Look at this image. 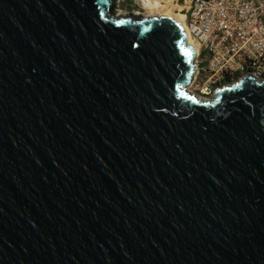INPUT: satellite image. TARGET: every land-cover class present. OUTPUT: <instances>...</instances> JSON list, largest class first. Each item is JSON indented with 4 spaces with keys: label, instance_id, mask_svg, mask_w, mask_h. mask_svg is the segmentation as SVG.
<instances>
[{
    "label": "water",
    "instance_id": "water-1",
    "mask_svg": "<svg viewBox=\"0 0 264 264\" xmlns=\"http://www.w3.org/2000/svg\"><path fill=\"white\" fill-rule=\"evenodd\" d=\"M111 6L0 0V264H264V81Z\"/></svg>",
    "mask_w": 264,
    "mask_h": 264
},
{
    "label": "built area",
    "instance_id": "built-area-1",
    "mask_svg": "<svg viewBox=\"0 0 264 264\" xmlns=\"http://www.w3.org/2000/svg\"><path fill=\"white\" fill-rule=\"evenodd\" d=\"M184 25L196 45L190 94L211 101L239 77L264 81V0H191Z\"/></svg>",
    "mask_w": 264,
    "mask_h": 264
},
{
    "label": "rangeland",
    "instance_id": "rangeland-1",
    "mask_svg": "<svg viewBox=\"0 0 264 264\" xmlns=\"http://www.w3.org/2000/svg\"><path fill=\"white\" fill-rule=\"evenodd\" d=\"M190 1L191 0H161L159 9L149 10L144 5L143 0H112L110 14L116 17L133 16L134 18H145L144 16H147V18H152L167 16L178 19L180 14H186ZM184 21L185 18L180 22L184 25Z\"/></svg>",
    "mask_w": 264,
    "mask_h": 264
},
{
    "label": "bare ground",
    "instance_id": "bare-ground-1",
    "mask_svg": "<svg viewBox=\"0 0 264 264\" xmlns=\"http://www.w3.org/2000/svg\"><path fill=\"white\" fill-rule=\"evenodd\" d=\"M160 1L161 0H143V3L149 10H156V9L160 8V5H159ZM144 17L147 18V16H144ZM184 18H185V15L180 14L178 19H174V18H172V19L181 27L182 31L185 34L187 45H189L192 48V50H193V52L195 54L196 53V46H195L193 40L191 39V37L188 36L187 31L185 29V25H183L180 22Z\"/></svg>",
    "mask_w": 264,
    "mask_h": 264
},
{
    "label": "flooded vegetation",
    "instance_id": "flooded-vegetation-1",
    "mask_svg": "<svg viewBox=\"0 0 264 264\" xmlns=\"http://www.w3.org/2000/svg\"><path fill=\"white\" fill-rule=\"evenodd\" d=\"M246 77H250V76L248 75V76H245V77H242V78L239 77V78L233 80L230 84H231V85L237 84V83H239L241 80H243V79L246 78ZM250 78H251V77H250Z\"/></svg>",
    "mask_w": 264,
    "mask_h": 264
}]
</instances>
